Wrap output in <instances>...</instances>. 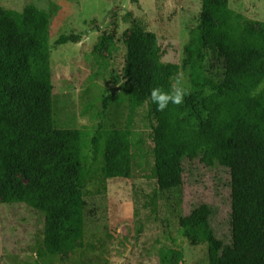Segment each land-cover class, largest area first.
I'll return each instance as SVG.
<instances>
[{"label": "rangeland", "instance_id": "obj_1", "mask_svg": "<svg viewBox=\"0 0 264 264\" xmlns=\"http://www.w3.org/2000/svg\"><path fill=\"white\" fill-rule=\"evenodd\" d=\"M227 2L249 25L264 21V0ZM0 5L49 25L61 208L60 245L52 264L98 258L104 264H137L138 221L143 222L142 239L151 240L161 231L163 218L178 244L180 264H209V233L223 243L232 237L230 169L217 160L204 166L185 157L179 182L159 188L146 102L135 109L130 123L129 171L123 170L125 157L105 158L107 130L125 127L129 118V80H117V75L134 22L156 34L164 48L161 65L177 64L176 77L190 88L182 104L187 125L196 128L206 117L201 100L212 89L202 78L220 82L226 64L198 44L201 20L208 17L200 0H0ZM63 33L71 38L57 43ZM99 38L105 40L100 48ZM100 56L108 58V71L90 80ZM252 93L264 94V79ZM37 224L30 206L0 198V264H37L29 251Z\"/></svg>", "mask_w": 264, "mask_h": 264}, {"label": "trees", "instance_id": "obj_2", "mask_svg": "<svg viewBox=\"0 0 264 264\" xmlns=\"http://www.w3.org/2000/svg\"><path fill=\"white\" fill-rule=\"evenodd\" d=\"M200 9L208 17L201 20L198 44L226 64L220 82L202 78L212 89L201 100L206 117L192 128L182 117V104L157 110L151 89L169 91L178 66H162L164 48L156 34L134 22L117 75V80H129V118L125 127L107 130L105 158L111 161L128 154L133 114L146 102L159 188L179 182L185 157L204 166L217 160L232 172V237L223 243L209 233V264H264V94L252 93L264 79V21L249 25L227 0H200ZM70 38L63 33L56 42ZM48 41L45 19L0 5V198L25 203L36 212L38 224L29 251L37 264L53 263L61 225ZM104 43L99 38L96 47ZM99 63L90 80L108 71L107 57L100 56ZM124 163L123 170L128 172V158ZM136 231L137 264H180L182 256L166 219H161V231L151 240L142 239V221ZM81 263L104 264L105 260Z\"/></svg>", "mask_w": 264, "mask_h": 264}, {"label": "clouds", "instance_id": "obj_3", "mask_svg": "<svg viewBox=\"0 0 264 264\" xmlns=\"http://www.w3.org/2000/svg\"><path fill=\"white\" fill-rule=\"evenodd\" d=\"M190 94V88L185 86L183 77L177 76L169 91L163 90L161 87L151 89L150 98L158 111H164L169 104L181 105L185 101V97Z\"/></svg>", "mask_w": 264, "mask_h": 264}]
</instances>
